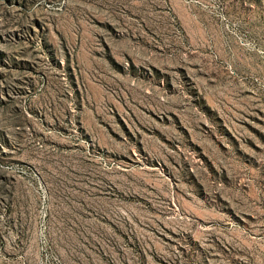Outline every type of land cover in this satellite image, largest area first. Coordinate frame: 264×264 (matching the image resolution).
Segmentation results:
<instances>
[{
  "label": "rangeland",
  "instance_id": "374dc122",
  "mask_svg": "<svg viewBox=\"0 0 264 264\" xmlns=\"http://www.w3.org/2000/svg\"><path fill=\"white\" fill-rule=\"evenodd\" d=\"M0 264H264V0H0Z\"/></svg>",
  "mask_w": 264,
  "mask_h": 264
}]
</instances>
